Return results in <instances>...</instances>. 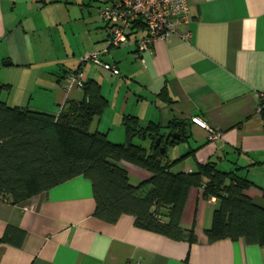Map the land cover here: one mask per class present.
Returning <instances> with one entry per match:
<instances>
[{"label":"crops","instance_id":"1","mask_svg":"<svg viewBox=\"0 0 264 264\" xmlns=\"http://www.w3.org/2000/svg\"><path fill=\"white\" fill-rule=\"evenodd\" d=\"M106 1L0 0V101L56 115L66 102L83 99V89L68 80L81 70L83 82H96L107 101L90 131L123 143L125 115L162 127L172 118L185 121L187 138L168 148L176 154L170 158L167 151L168 161L194 151L171 170L193 172L213 161L218 170L247 178L252 185L245 193L264 207V124L257 112L264 91V0H187L191 37L157 39L141 53L133 39L110 48L101 58L118 75L83 61L106 47L99 16ZM192 116L219 136L210 141ZM118 165L132 184L150 176L132 163ZM217 204L191 187L180 225L193 229L197 241L172 240L136 227L131 215L115 223L96 218L91 182L75 176L17 204L0 197V238L9 226L23 232L19 245L10 241L19 235L0 241V264H264V245L206 240Z\"/></svg>","mask_w":264,"mask_h":264},{"label":"trees","instance_id":"2","mask_svg":"<svg viewBox=\"0 0 264 264\" xmlns=\"http://www.w3.org/2000/svg\"><path fill=\"white\" fill-rule=\"evenodd\" d=\"M82 89L83 99L66 102L56 115L0 101V197L17 204L81 175L91 182L96 218L115 223L131 215L140 229L192 243L197 241L194 230L182 228L180 218L190 188L199 187L205 198L218 201L204 230L208 242L229 238L264 245V207L245 193L252 185L247 178L222 172L213 161L198 164L193 172L171 170L194 151L168 161V148L187 138L185 121L172 118L162 127L125 115V140L113 143L105 133L90 131L93 118L107 105L99 86L88 80ZM164 94L162 90L160 96ZM173 132L180 138L166 139ZM135 138L148 141L149 147ZM120 161L147 170L149 178L130 183ZM10 234L19 235L10 238L19 245L23 232L10 226L0 241L9 240Z\"/></svg>","mask_w":264,"mask_h":264},{"label":"built area","instance_id":"3","mask_svg":"<svg viewBox=\"0 0 264 264\" xmlns=\"http://www.w3.org/2000/svg\"><path fill=\"white\" fill-rule=\"evenodd\" d=\"M99 16L108 31L106 47L101 52L86 54L83 61L114 75L120 74L119 68L101 58V54L110 48L123 46L133 39L135 49L141 53L150 49L157 39L177 36L187 40L192 35L187 0H107L99 8ZM68 80L82 88L83 72L76 70L70 73ZM257 112L264 124V91L260 94ZM191 122L207 130L210 141L219 136L200 117L192 116Z\"/></svg>","mask_w":264,"mask_h":264},{"label":"rangeland","instance_id":"4","mask_svg":"<svg viewBox=\"0 0 264 264\" xmlns=\"http://www.w3.org/2000/svg\"><path fill=\"white\" fill-rule=\"evenodd\" d=\"M6 93H7V90H6V89H2V90H1V95H2V97H4V96L6 95ZM136 142L141 143L144 147L147 146V143H146V142H143V141H136ZM145 145H146V146H145ZM176 146H178V145H176ZM176 146H174V147L177 148ZM183 146H184V145H183ZM172 155H176V154H175V151L173 150V148L169 149V151H168V156H169L170 158L172 157Z\"/></svg>","mask_w":264,"mask_h":264},{"label":"water","instance_id":"5","mask_svg":"<svg viewBox=\"0 0 264 264\" xmlns=\"http://www.w3.org/2000/svg\"><path fill=\"white\" fill-rule=\"evenodd\" d=\"M170 139V141H174V140H178L180 138V134L177 132H173L170 134V136H168L166 139ZM160 142V138L156 139V144H159ZM160 151L163 152L164 151V147H160Z\"/></svg>","mask_w":264,"mask_h":264}]
</instances>
